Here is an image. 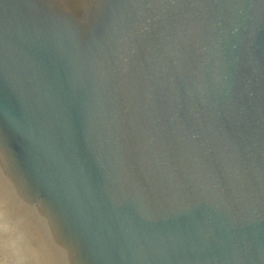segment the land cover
I'll return each mask as SVG.
<instances>
[{
	"label": "water",
	"instance_id": "obj_1",
	"mask_svg": "<svg viewBox=\"0 0 264 264\" xmlns=\"http://www.w3.org/2000/svg\"><path fill=\"white\" fill-rule=\"evenodd\" d=\"M0 264H264V0H0Z\"/></svg>",
	"mask_w": 264,
	"mask_h": 264
}]
</instances>
